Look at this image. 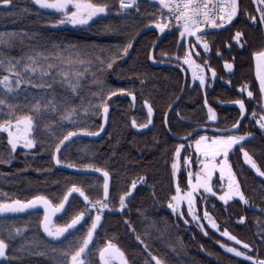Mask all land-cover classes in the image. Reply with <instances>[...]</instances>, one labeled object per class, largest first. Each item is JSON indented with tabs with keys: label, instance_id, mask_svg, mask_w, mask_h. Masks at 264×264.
Returning a JSON list of instances; mask_svg holds the SVG:
<instances>
[{
	"label": "trees",
	"instance_id": "1",
	"mask_svg": "<svg viewBox=\"0 0 264 264\" xmlns=\"http://www.w3.org/2000/svg\"><path fill=\"white\" fill-rule=\"evenodd\" d=\"M93 3L110 7L80 29L51 27L58 20L57 12L44 11L32 0H10L7 6L0 3V78L8 76L12 89L9 92L0 84V98L6 101L0 106V123L30 116L34 141L30 150H13L7 133L0 130V204L42 196L56 205L73 184L92 200L103 198L101 176L58 168L52 152L69 132L98 131L102 106L107 104L102 135L73 139L57 154L62 164L109 173L110 211L99 213L101 220L82 255L83 264H101L100 249L108 242L123 253L128 264H155L153 257L162 264H253L226 252L221 244H234L252 258L264 260V176L244 163L241 152L243 148L264 172V130L257 124L258 114L264 110L253 58L254 52L264 49V24L258 10L264 5L259 0H237V15L230 24L200 32L206 36L210 52L196 55L197 62L207 61L206 67L217 74L203 89L191 82L187 69L176 58L186 49L184 44L178 46L179 28L175 25L166 29L153 51L154 59L168 65L150 63L158 32L144 29L157 23L154 5L138 0L136 7L120 13L119 0ZM238 31L242 33L239 43L232 40ZM133 40L126 55L124 48ZM225 61L233 64L230 75L222 70ZM17 72L23 81L18 87ZM244 85L248 87L242 93ZM248 91L254 98L247 96ZM236 100L244 101L246 115L232 134L247 133L248 137L227 159L247 203L240 199L223 203L214 196L200 199L204 198L205 209L218 228L235 236L239 244L208 228L202 231L186 213L181 219L168 208L176 187H187V171L180 169L175 178L172 169L177 146L201 134L216 135L200 131L189 136L199 126L231 127L240 110L222 103ZM145 102L152 108V125L135 131L133 121L137 127L148 124ZM205 102L217 117L214 123L207 119ZM37 104L38 111L34 108ZM8 105L14 106L11 116ZM187 154V148L180 152L181 164ZM136 179L143 181L130 193ZM123 193H128L124 208L116 211ZM84 208V200L73 195L52 224L62 226ZM42 215L36 210L0 218V240L6 245L0 264H68L65 250L70 242L82 241L95 216L91 212L70 234L50 241L41 231ZM244 244L249 247L245 249Z\"/></svg>",
	"mask_w": 264,
	"mask_h": 264
},
{
	"label": "snow or ice",
	"instance_id": "2",
	"mask_svg": "<svg viewBox=\"0 0 264 264\" xmlns=\"http://www.w3.org/2000/svg\"><path fill=\"white\" fill-rule=\"evenodd\" d=\"M34 2L40 5L43 8L54 9L57 13L61 14L62 19L59 23L68 22L73 25L76 24H86L88 21L96 16L98 13H104L110 5L108 4H99L93 3V0H34ZM155 3V0H153ZM255 2V0H254ZM0 3L7 6L10 4V0H0ZM259 3L264 5V0H259ZM159 4L161 9L167 8L169 10L170 16L175 18V21L180 28V37L181 39L178 41L179 44L185 45V55L182 58L184 63L193 66L195 62L191 59L192 50L195 46H200L204 49V52L207 53L209 51V44L207 41H203L201 39V29H205L206 25H211L215 28H220L223 24L232 21L233 17L237 15V0H159ZM136 7L135 0H119V8L120 10H125L127 8ZM261 12V23L264 24V8L258 9ZM217 12L218 15V22L217 21ZM255 20V17H252ZM156 29L160 32H164L166 28L170 27L167 23H155ZM242 36L241 32H236L235 35L232 37V40L236 41L237 43L240 42V38ZM189 37H195V41L192 45L187 44V40ZM131 45H126L124 48V52H127V48ZM219 54V53H218ZM198 55V54H197ZM151 59V55L149 56ZM177 60H180L181 57L177 56ZM253 58L257 61V79L260 83V93L261 99L264 100V49L260 50L259 52L253 53ZM29 60H33V57H28ZM2 63V62H0ZM207 65V61H205V66ZM25 68H28L29 65L25 64ZM51 67V65H50ZM108 67L111 68V62L108 63ZM195 67L202 71L199 65H195ZM224 67L226 69H231L232 64L225 61ZM35 70V69H33ZM212 71V75L215 76V71ZM16 75V85L17 87L23 83L20 79V73H15ZM201 85H204L205 78L203 75L200 77ZM0 84L5 85L8 87V91L11 92L12 89L9 86V77L4 76L0 78ZM75 88V85H71ZM247 85L241 86L240 91L243 93L247 88ZM120 91H123L122 89ZM109 96L113 95L112 92L108 93ZM131 95V93H129ZM247 96L249 98H254V94L251 91L247 92ZM6 103L5 99L0 98V106H4ZM235 104L239 105L240 115L243 117L246 115L245 103L243 100H236ZM207 106V102H205ZM39 104L34 105V108L38 111ZM145 107L148 109L149 118L152 116V108L145 102ZM9 108V115L13 114V105H8ZM2 107H0V112H2ZM102 111L107 114L108 106L107 104L102 106ZM208 120L209 121H216L217 117L214 114L211 108H208ZM255 112H253V116ZM150 122V121H149ZM240 120H237L236 123L231 125V129H237ZM257 124L264 130V116H261L260 119L257 120ZM133 126H136L135 121H133ZM146 125H139V127H145ZM103 128V124H101V129ZM0 130L6 131L8 133V143L11 145L12 149L15 150L17 145L23 143L25 148H30L33 146L34 141L30 139V135L33 132V120L30 116H24L18 118L15 123L11 121V119L7 122L0 123ZM230 130V129H229ZM221 132L227 130H219ZM89 135H95L96 133H88ZM193 133H190L192 135ZM75 133L69 132L67 135L63 137L55 145V149L52 152V160L56 164H60L61 161L58 158V152L61 150L62 146L65 144L66 141L69 140L70 137H73ZM248 134L242 136H235V135H213L211 138L206 136H200L194 143L196 152L200 155L205 157L204 169L202 171H198L196 173V183L193 184L191 180L192 173H189V190L181 195V190L179 186H177V194L173 196L171 199L172 201H181L186 200L188 204L189 214H193V205H194V197L193 193L198 188H203L205 192L212 193V187L208 183V180L211 178L212 169L216 168L217 165L213 163L218 157L223 156L225 159L220 161L219 165V173L221 176V180L223 181L225 175L228 178V190L224 193V195L219 196L220 200L227 201L231 199L233 196H239L240 200L247 203L245 200L244 195L239 191V187L236 184L235 177L231 171L230 166L227 163V157L230 155L231 151L233 150L234 145H239L240 142L244 141ZM183 146L179 145L176 148V154L178 155L181 151ZM241 152L244 155L245 161L253 168H256V164L252 161L251 157L248 155L243 148H241ZM199 160V155L197 157ZM185 164L189 163L188 157H185ZM68 167H73V165L69 164ZM173 169L175 170L177 167L176 163L172 165ZM259 172V169L256 168ZM96 171H101L100 169H96ZM175 175V172H174ZM260 175L264 176V172H260ZM104 183H103V198L92 200L88 195L85 194V191L81 188L77 187L73 184L71 187L68 188V191L65 193L64 198L60 201L59 204L52 205L48 199L42 196L33 197L32 200L28 201L25 205H20V207H29L33 204H43L44 205V217L40 221V226L43 228L44 232L52 238L61 237L63 234L73 230L78 224H80L83 220L86 219L89 215H91L92 211H99L102 212L104 209L109 207L108 199L110 195V187H109V173L103 172ZM223 189V185H222ZM131 191V189H129ZM70 193H79L80 197H83L85 208L81 210L79 213L72 216V218L62 226H55L52 224V215L54 213L61 212L62 209L66 208V202L69 199ZM128 193H123L119 197V203L121 208L124 207L125 199ZM14 205H19L18 201H14L13 205H6L0 204V213L5 211H15L16 208ZM170 208H173L175 211L177 205L173 203H169L168 205ZM204 217L209 219L212 228H217L215 222L211 221L209 213L207 211L204 212ZM193 219H197L195 215H193ZM101 220V216L99 214L92 216L90 226L87 228V232L81 239H77L76 241L70 242L67 249L65 250L64 255L68 259V264H83L80 257L82 254L85 253V250L89 247L90 241L93 239L94 230L97 229L98 223ZM240 220L243 221L244 217H240ZM223 236L228 237L230 240H235L238 244L241 241L236 240L235 236H231L230 233L225 230L222 233ZM78 244V247L75 245ZM5 242L0 240V256L5 254ZM223 247V245H222ZM249 247L248 244H244V248L247 249ZM74 248V250H73ZM227 251L234 252L237 256L244 255V253L237 251L236 248H227ZM119 258L123 262V253L111 242H108L106 246L100 249V260L101 264H113V261ZM156 260V257H153ZM249 260H252V257H248ZM157 264H160V261L157 260ZM253 264H264V260H256Z\"/></svg>",
	"mask_w": 264,
	"mask_h": 264
},
{
	"label": "rangeland",
	"instance_id": "3",
	"mask_svg": "<svg viewBox=\"0 0 264 264\" xmlns=\"http://www.w3.org/2000/svg\"><path fill=\"white\" fill-rule=\"evenodd\" d=\"M150 4H152V5H154L155 6V10H156V12H157V15H156V17L154 18L156 21H157V23H167V24H169V25H175L177 28H179L178 27V25H177V23H176V21H174V22H169V21H164L163 19H161V17L160 16H162L164 13H165V8L164 9H161V6H160V4H159V0H155V3L153 2V0H147ZM227 1V0H226ZM125 2L127 3V0H125ZM137 2H138V0H135V3L137 4ZM129 8H127V9H125V10H120V13H125L127 10H128ZM106 13V11L104 12V13H98L96 16H94V17H92L89 21H88V23H86V24H76V25H73V24H71V23H68V22H63V23H59V21L62 19V16H61V14H59V13H57L58 14V20H57V22H55V23H52V24H50V26L51 27H53V28H71V29H80V28H86L87 26H89V24L96 18V17H98V16H101V15H104ZM181 39V37H180V28H179V40ZM203 41H205L204 39L205 38H201ZM190 40H193V42L195 41V37H189L188 38V40H187V44H189L190 45V43H189V41ZM197 53V54H199L200 52H204V49L202 48V47H200V46H195L194 47V49L192 50V55H191V59L195 62V65H199L200 66V68L202 69V71H199L196 67H195V65H193V66H190V65H188V64H186V63H184V60L182 59L183 57H184V55H185V53H184V55L181 57V59L179 60L180 61V63H182L183 64V66L187 69V71H188V73H189V76H190V80H191V82L192 83H194V82H197L203 89L208 85V83H209V75H208V73H207V68H206V66L204 65V64H200V63H198L197 62V59H196V57H195V54L194 53ZM209 53V51L207 52V54ZM175 58V57H174ZM254 61H255V64L257 65V61L254 59ZM257 67V66H256ZM201 75H203L204 76V78H205V83H204V85H201V83H200V76ZM263 106H264V100H263ZM208 108H211L210 106H206V111H207V117H208V115H209V113H208ZM263 108V107H262ZM212 109V108H211ZM213 110V109H212ZM263 110H264V108H263ZM214 112V111H213ZM215 114V113H214ZM261 116H264V111H263V113L262 114H258V117H259V119L261 118ZM208 119V118H207ZM209 121V120H208ZM209 122H211V123H214L215 121H209ZM13 123H15V121L13 122ZM6 132V131H5ZM7 133V132H6ZM7 135H8V133H7ZM230 135V134H229ZM232 135V134H231ZM240 135V134H239ZM200 136H206V137H208V138H211L210 137V135H207V134H201V135H199L196 139H193V140H191V141H188V142H186L185 144H180V145H182L183 147L181 148V151L184 149V148H187V155L185 156V157H188V161H189V163L186 165L185 164V157H184V161H183V164H181V161H180V153L177 155L176 153H175V158H174V161H173V163H176L177 164V167H176V169L174 170L173 169V167H172V169H173V173L175 172V175H174V177L176 178L177 177V174H178V172L180 171V169H185L186 171H187V187H186V189H184V190H182V189H180L181 190V195H183L185 192H187L188 190H189V179H190V177H189V173H192V176H191V180H192V183L193 184H195L196 183V173L198 172V171H202L203 169H204V163H203V161H205V157H203V155H200V154H198L197 152H196V148H195V141L200 137ZM30 139H31V135H30V137H29ZM8 139H9V137H8ZM179 146V145H178ZM237 146V145H236ZM10 147H11V145H10ZM24 148V149H26V150H30L32 147H30V148H25L24 146H23V143H20V144H18L17 145V147L16 148ZM235 147V146H234ZM233 147V148H234ZM12 148V147H11ZM180 151V152H181ZM198 155H199V160L197 159V157H198ZM223 159H225L223 156H220V157H218L215 161H213V163H215L216 165H217V167L216 168H214V169H212V175H211V178L208 180V183L210 184V186L212 187V189H213V192L215 193V195H213L212 193H207V192H205L204 191V189L203 188H198L194 193H193V197H194V205H193V214H189V210H188V204H187V201L186 200H181V201H172L171 200V202L170 203H173V204H176L177 205V207H176V209H175V211L173 210V208H170L169 206H168V208L169 209H171L178 217H180L181 219L183 218V215H184V213H186L187 214V216L202 230V231H204V232H206V229L208 228V229H210V230H212V231H214V232H216L219 236H221V237H223V238H226L227 240H229V241H231V242H234L235 243V240H230L228 237H226V236H223L222 235V233L225 231V230H221V229H219L218 228V225H217V223L214 221V219H213V217L209 214V216H210V218H211V221L212 222H215L216 223V225H217V228H212V226H211V223H210V221H209V219H207V218H205L204 217V212L205 211H207L206 209H205V206H204V198L201 200L200 199V197H207V196H214V197H216L219 201H221V202H223V203H228L229 201H231V200H235V199H240V197L239 196H233L231 199H229V200H227V201H223V200H220L219 199V196H221V195H224V193L228 190V178H227V175H225V177H224V179H223V181L221 180V176H220V173H219V165H220V161L221 160H223ZM243 161H244V163L247 165V166H249L257 175H259V176H262V175H260V170H259V172L256 170V168H258L257 167V165H256V168H253L252 166H251V164H249V163H247L246 161H245V158H244V155H243ZM253 161V160H252ZM173 163H172V165H173ZM227 163H228V165H229V162H228V159H227ZM230 166V165H229ZM259 169V168H258ZM232 171V170H231ZM233 173V172H232ZM234 175V174H233ZM235 177V176H234ZM235 180H236V178H235ZM142 179H136V180H134L133 182H132V184H131V186H130V189H131V191H130V193H132L133 192V190L135 189V187L137 186V185H139V184H141L142 183ZM236 184L238 185V182H237V180H236ZM222 185H223V189H222ZM238 187H239V185H238ZM239 191L241 192V190H240V188H239ZM177 194V187H176V191H175V194L173 195V196H175ZM172 196V197H173ZM124 205H125V203H124ZM124 208V207H123ZM123 208H121V206H120V204H119V206H118V208L116 209V211H120L121 209H123ZM103 211H110V208L108 207V208H106V209H104ZM102 211V212H103ZM95 215H97V214H99V213H101V212H99V211H92ZM208 212V211H207ZM209 213V212H208ZM193 215H195L196 217H197V219H193ZM223 245V249L226 251V252H228V253H230V254H232V255H235V256H237L234 252H229V251H227V248H229V247H231V248H236L237 249V251H240V252H242V253H244V255H241V256H237V257H239V258H241V259H244V260H247V261H249V262H251V263H253L254 261H256V260H258V259H256V258H252V260H249L248 259V257H251V256H249L248 254H246L242 249H240V248H238L237 246H235L234 244H221V246ZM83 255V254H82ZM82 255H81V257H80V259H81V261L83 262V260H82ZM157 260L158 259H156V260H154L153 259V261H154V263L155 264H157ZM113 264H115L114 262H113ZM160 264H162L161 263V261H160Z\"/></svg>",
	"mask_w": 264,
	"mask_h": 264
},
{
	"label": "water",
	"instance_id": "4",
	"mask_svg": "<svg viewBox=\"0 0 264 264\" xmlns=\"http://www.w3.org/2000/svg\"><path fill=\"white\" fill-rule=\"evenodd\" d=\"M32 1H33V3H34L37 7H39L40 9H42V10H44V11H47V12H50V13H55V12H56L54 9L43 8V7H41L40 5L36 4V3L34 2V0H32ZM237 4H238V3H237ZM237 10H238V8H237ZM234 18H235V16L233 17V19H234ZM233 19H232V20H233ZM230 23H231V21H229L228 23L223 24L220 28H215V27H214V30H219V29H221L222 27H225V26H227V25L230 24ZM151 29H154V30H156V31L158 32V40L155 42V44L153 45V47H152V49H151V51H150L149 56L151 55V59L149 58V61H150V63H151L153 66L168 65L167 62H163V61L156 60V59H154V57H153V51H154V48H155L156 44L158 43V41L162 38V36H163V34L165 33L166 29H165L164 32H160L158 29H156L155 24H149L148 26L145 27L144 30H151ZM134 41H135V40H133L132 43L130 44L131 46L128 48V51H127V54H126V55H128V53L130 52L131 47H132ZM224 63H225V62H223V64H222V68H223L224 73L227 74V75L232 74V73H233V70H234L233 64L231 63V64H232V68H231V69H226V68L224 67ZM229 63H230V62H229ZM178 68H179L180 70H183L181 67H178ZM211 70H213V69H211ZM209 74H210V78H211V80L214 81V80H215V77H216V73H215V76H213V75H212V71H209ZM176 102H177V99H176V100L170 105V107H169L168 110H167V113H169V111L171 110V108L174 106V104H175ZM234 102H235V101H233V102H226V103H222V105H225V106H232V107H235V108L239 109V105L235 104ZM147 110H148V109H147ZM107 113H108V112H107ZM152 116H153V115H152ZM152 116L149 118V121H150V122H148L147 126H145V127H141V128H140V127H137V126H134V130H135V131H141V130L147 128V127H150V126L152 125ZM244 117H245V116L242 117V116L240 115L239 118H238V120H240V121L242 122L243 119H244ZM236 122H237V121H236ZM102 124H103V128H102V129H101V127H100V129H99L98 131L93 132V133H96L95 135H89L88 133H90V132H73V133H75V135H74L73 137H70L69 140L66 141L65 144L62 146V148H63L64 146H66L71 140L76 139V138H79V137H84V138H89V139H96V138H99V137L102 135V133L104 132V130H105V128H106V124H107V114H105L104 112H103V116H102ZM240 124H241V123H239V125H240ZM239 125H238V128H239ZM238 128H237V129H231V127H228V128H223V129H222V128H215V127L199 126V127L195 128L191 133L195 134V133H198V132H200V131H208V132H211V133H213V134H217V135H220V134L225 135V134H231V133L236 132V131L238 130ZM229 129H230V130H229ZM219 130H227V131L221 132V131H219ZM193 134H192V135H193ZM180 139H185V137L180 138ZM62 148H61V149H62ZM60 151H61V150H60ZM60 151H59V152H60ZM59 152H58V153H59ZM56 165H57L58 168H61V169H63V170L70 171V172H77V173H83V174H94V175H98V176H101V177L103 178V180H104V177H103V171H99V172H98V171H96V169H92V168H80V167H75V166H73V167H68V165H65V164H62V163H60V164H56ZM103 183H104V182H103ZM73 195H77V196L80 197L79 193H70V194H69V199H70ZM63 198H64V197H63ZM80 198L83 199V197H80ZM32 199H33V198H32ZM32 199H30V200H32ZM69 199H68V200H69ZM30 200H28V201H30ZM68 200H67V202H68ZM28 201H18V202H19V205H14V207L16 208L15 211H5V212H3V213H0V218L22 216V215H25V214L32 213V212H34V211H36V210H41L42 213H43V215H42V219H43V217H44V205H43V204H33V205L29 206V207H22V208L20 207V205H25V204H27ZM13 202H14V201H13ZM13 202L4 203V204H6V205H13ZM67 202H66V204H67ZM51 204H52V203H51ZM52 205H53V204H52ZM62 211H63V209L61 210V212H62ZM61 212L54 213V214L52 215V222H53L54 218H55L57 215H59ZM78 225H79V224H78ZM78 225H77V226H78ZM77 226H76V227H77ZM76 227H75V228H76ZM75 228H74V229H75ZM74 229H73V230H74ZM73 230H70L69 232L63 234L61 237H58V238H52V237H49V236L44 232L43 228H41V231H42L44 237H45L46 239L50 240V241H59V240H61L62 238H64L65 236H67L68 234H70ZM94 231H95V230H94ZM5 252H6V247H5ZM4 255H5V254H4ZM4 255H3V256H0V261L3 259ZM99 259H100V254H99ZM114 262H115L116 264H128L127 261H126V259L124 258V256H123V262H122L119 258H116V259L114 260ZM100 263H101V260H100Z\"/></svg>",
	"mask_w": 264,
	"mask_h": 264
},
{
	"label": "flooded vegetation",
	"instance_id": "5",
	"mask_svg": "<svg viewBox=\"0 0 264 264\" xmlns=\"http://www.w3.org/2000/svg\"><path fill=\"white\" fill-rule=\"evenodd\" d=\"M227 2V1H226ZM166 12V11H165ZM162 16H165V13L162 15ZM164 21H166V20H164ZM218 22V21H217ZM155 24V23H154ZM210 28H213L214 29V27H212L210 24L209 25H206V28L205 29H201V31H203V30H208V29H210ZM167 29V28H166ZM201 35V34H200ZM201 38H205L204 40L205 41H207V39H206V36L205 35H201ZM208 42V41H207ZM209 44V43H208ZM209 52H210V48H209ZM204 55H209V53L207 54V53H205V52H202ZM195 54V56L197 55V53H194ZM198 56V55H197ZM196 56V57H197ZM217 57H220V53L219 54H217ZM223 64V63H222ZM205 65V64H204ZM207 68V67H206ZM209 69H212V68H207V73H208V75H209V79L211 80V78H210V74H209ZM214 70V69H213ZM222 70H223V68H222ZM215 71V70H214ZM224 72V71H223ZM215 73H216V71H215ZM216 77H217V74H216ZM216 77H215V79H216ZM212 81V80H211ZM149 122V121H148ZM114 262V261H113ZM115 263V262H114Z\"/></svg>",
	"mask_w": 264,
	"mask_h": 264
},
{
	"label": "built area",
	"instance_id": "6",
	"mask_svg": "<svg viewBox=\"0 0 264 264\" xmlns=\"http://www.w3.org/2000/svg\"><path fill=\"white\" fill-rule=\"evenodd\" d=\"M165 16H160L161 17V19H163V20H167V21H169V22H174L175 21V18L174 17H172V16H170V13H169V10L167 9V8H165ZM218 15H219V12H217V21H218ZM216 21V22H217Z\"/></svg>",
	"mask_w": 264,
	"mask_h": 264
},
{
	"label": "crops",
	"instance_id": "7",
	"mask_svg": "<svg viewBox=\"0 0 264 264\" xmlns=\"http://www.w3.org/2000/svg\"><path fill=\"white\" fill-rule=\"evenodd\" d=\"M257 65L255 64V61H254V73H255V77H256V79H257V67H256ZM257 81H258V83H259V80L257 79ZM259 86H260V83H259ZM262 107L264 108V106H263V100H262ZM231 135V134H230ZM232 135H235V136H242V135H239V134H232ZM210 137H212V136H210ZM248 136H246V138H247ZM245 138V139H246ZM241 143V142H240ZM239 143V144H240ZM234 146H236V145H234Z\"/></svg>",
	"mask_w": 264,
	"mask_h": 264
}]
</instances>
